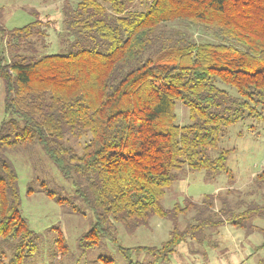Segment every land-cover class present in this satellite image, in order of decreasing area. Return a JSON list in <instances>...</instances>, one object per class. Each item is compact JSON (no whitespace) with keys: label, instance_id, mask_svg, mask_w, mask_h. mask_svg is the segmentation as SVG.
Here are the masks:
<instances>
[{"label":"trees","instance_id":"16d2710c","mask_svg":"<svg viewBox=\"0 0 264 264\" xmlns=\"http://www.w3.org/2000/svg\"><path fill=\"white\" fill-rule=\"evenodd\" d=\"M62 11L59 53L41 52L50 21L38 16L7 29L0 11V264H24L38 250L40 235L22 216L19 175L7 157L33 144L92 214L83 249L107 240L126 264H161L182 243L204 244L225 224L264 234L252 224L264 219V171L243 193L261 201L232 202L228 189L163 205L166 190L188 172L232 178L220 140L230 126L264 120V0H78ZM177 103L189 111L184 125ZM47 196L82 215L71 200ZM191 213L181 228L179 218ZM155 216L172 222L168 240L120 245L117 224L136 233ZM57 242L66 247L62 236ZM142 253L153 261L133 258Z\"/></svg>","mask_w":264,"mask_h":264},{"label":"rangeland","instance_id":"374dc122","mask_svg":"<svg viewBox=\"0 0 264 264\" xmlns=\"http://www.w3.org/2000/svg\"><path fill=\"white\" fill-rule=\"evenodd\" d=\"M77 1L0 0V11L4 14L3 25L7 29H14L39 17L43 21H50L47 29V47L41 52L59 53L64 48L60 42L64 30L62 9L66 3L75 5ZM194 34L197 38L200 37L199 34L205 36L196 30ZM222 86L228 88L224 84ZM3 100L4 90L1 86L0 123L4 118ZM176 112L181 125L189 122V111L180 103L176 105ZM87 141L88 138H85L81 143ZM219 147L230 151L227 166L232 178L223 173L215 179L206 180L203 171L188 172L166 190L163 199L165 208H173L175 204L184 206L187 199L200 202L205 195L225 194L228 189L237 192L230 195L232 202L242 198L246 203L252 199L261 201L260 194L247 198L243 197V193L251 189L253 178L264 171V120L247 119L230 126L220 140ZM212 154L216 156V152ZM7 157L19 175L22 216L30 228L40 235L36 254L24 264H105L104 258L112 260L108 264H126L119 248L107 240L89 249L80 247L79 238L90 228L92 214L75 198L72 184L61 176L37 144L8 151ZM30 188L33 189L31 194L28 193ZM47 191L71 200L73 204L81 207L82 215L70 212L67 207L49 198ZM240 192L242 195L238 196ZM192 217L193 213L181 216L180 227L184 228L192 221ZM252 224L264 228V219L255 218ZM117 227L119 243L123 247H159L168 240L173 224L168 219L155 216L147 227L140 228L136 233H129L121 224H117ZM60 236L64 238V248L58 245ZM262 243L263 233H249L231 224H225L218 233H210L204 244L192 241L182 243L171 256L170 262L161 264H257L258 260L264 257V250H257ZM133 258L136 261H153V258L145 253L134 254Z\"/></svg>","mask_w":264,"mask_h":264}]
</instances>
